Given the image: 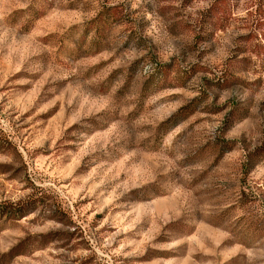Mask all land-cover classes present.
Masks as SVG:
<instances>
[{
	"label": "rangeland",
	"instance_id": "obj_1",
	"mask_svg": "<svg viewBox=\"0 0 264 264\" xmlns=\"http://www.w3.org/2000/svg\"><path fill=\"white\" fill-rule=\"evenodd\" d=\"M0 264H264V0H0Z\"/></svg>",
	"mask_w": 264,
	"mask_h": 264
},
{
	"label": "trees",
	"instance_id": "obj_2",
	"mask_svg": "<svg viewBox=\"0 0 264 264\" xmlns=\"http://www.w3.org/2000/svg\"><path fill=\"white\" fill-rule=\"evenodd\" d=\"M20 210V209H19Z\"/></svg>",
	"mask_w": 264,
	"mask_h": 264
}]
</instances>
